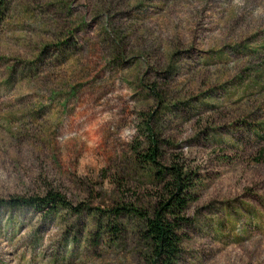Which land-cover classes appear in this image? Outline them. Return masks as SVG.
<instances>
[{"label": "rangeland", "instance_id": "obj_1", "mask_svg": "<svg viewBox=\"0 0 264 264\" xmlns=\"http://www.w3.org/2000/svg\"><path fill=\"white\" fill-rule=\"evenodd\" d=\"M174 167L169 264H264V0H0V200L72 208H0V264H159L113 210Z\"/></svg>", "mask_w": 264, "mask_h": 264}, {"label": "trees", "instance_id": "obj_2", "mask_svg": "<svg viewBox=\"0 0 264 264\" xmlns=\"http://www.w3.org/2000/svg\"><path fill=\"white\" fill-rule=\"evenodd\" d=\"M157 147L154 142L148 147L146 154L142 155L144 163L148 166L156 163ZM165 170V169H164ZM172 172L171 190L168 191V197L163 202L153 208L151 216L146 213L138 211L132 207H118L113 212L116 215H121L122 212L141 217L143 227H141V234L143 239L150 243L155 261L159 264H169L173 258L178 254L180 238L176 234L178 230L177 222L182 220L180 214L185 210L186 199L180 197L182 192L186 190L182 181L183 175L178 168H168ZM163 170L159 169L155 172V176H159ZM8 209H33L37 213L51 212L58 214L61 210H72L70 204L66 202L65 198L58 193H48L46 196L30 197V198H12L9 200H0V208ZM79 213V211H77ZM99 227V225H98ZM115 227H109V231H113ZM102 230V229H101ZM98 231L99 233L101 232ZM114 235L120 232L114 230Z\"/></svg>", "mask_w": 264, "mask_h": 264}]
</instances>
